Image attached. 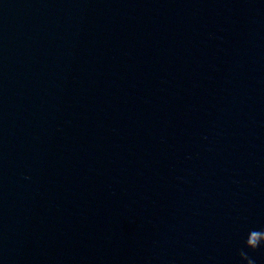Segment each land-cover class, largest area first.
Wrapping results in <instances>:
<instances>
[{"label":"water","instance_id":"obj_1","mask_svg":"<svg viewBox=\"0 0 264 264\" xmlns=\"http://www.w3.org/2000/svg\"><path fill=\"white\" fill-rule=\"evenodd\" d=\"M0 264H264V0H0Z\"/></svg>","mask_w":264,"mask_h":264}]
</instances>
